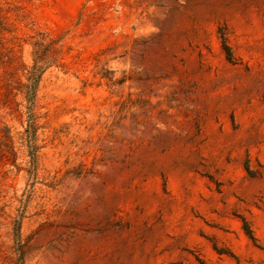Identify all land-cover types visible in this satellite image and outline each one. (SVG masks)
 <instances>
[{
  "label": "rangeland",
  "instance_id": "rangeland-1",
  "mask_svg": "<svg viewBox=\"0 0 264 264\" xmlns=\"http://www.w3.org/2000/svg\"><path fill=\"white\" fill-rule=\"evenodd\" d=\"M0 264H264V0H0Z\"/></svg>",
  "mask_w": 264,
  "mask_h": 264
},
{
  "label": "trees",
  "instance_id": "trees-1",
  "mask_svg": "<svg viewBox=\"0 0 264 264\" xmlns=\"http://www.w3.org/2000/svg\"><path fill=\"white\" fill-rule=\"evenodd\" d=\"M224 44H225V48H226V49H229V48H228V45H227L226 43H224ZM246 230H247L248 233H250V236H251V235H252V234H251V229H250L249 227H246Z\"/></svg>",
  "mask_w": 264,
  "mask_h": 264
}]
</instances>
